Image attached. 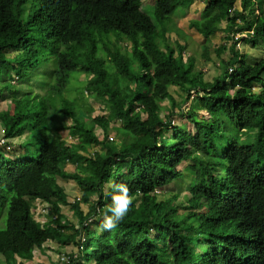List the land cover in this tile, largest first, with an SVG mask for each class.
<instances>
[{"label":"trees","instance_id":"16d2710c","mask_svg":"<svg viewBox=\"0 0 264 264\" xmlns=\"http://www.w3.org/2000/svg\"><path fill=\"white\" fill-rule=\"evenodd\" d=\"M193 1L155 0L150 15L141 0H0V97L15 87L14 76L29 79L55 61L50 98L78 73L108 110L91 117L60 96L52 113L48 96L32 89L0 112L2 262L27 264L51 241L78 247L61 252L59 264H264V57L251 64L237 48L239 41L264 46V0H202L189 26L206 43L218 32L230 43L215 51L203 45L201 58L218 71L210 81L194 70V55L185 58L189 37L174 20ZM195 98L209 119L182 111ZM59 113L68 124L56 123ZM176 116L194 130L173 125ZM225 123L251 145L223 147ZM184 162L192 164L180 169ZM62 180L76 183L79 201L70 203ZM118 183L128 185L133 205L117 228L103 231ZM173 185L178 192H167ZM37 200L51 212L44 223L34 217ZM81 202L91 203L87 213ZM67 205L79 227L65 219Z\"/></svg>","mask_w":264,"mask_h":264},{"label":"rangeland","instance_id":"374dc122","mask_svg":"<svg viewBox=\"0 0 264 264\" xmlns=\"http://www.w3.org/2000/svg\"><path fill=\"white\" fill-rule=\"evenodd\" d=\"M143 9L149 13L150 15L152 14V7L154 6L155 0H141ZM239 3V2H238ZM205 7V3L202 0H195L193 1L192 5L189 7L187 10L180 8L176 10L175 14V23L177 24L178 28L184 32V34L191 38H187L186 41L189 43V48L187 47V51L185 52V58L194 55L195 58V64H194V70H199L204 73V77L207 81H210L213 79L214 76L218 74L217 69L213 66L212 63H207L205 64V60L201 58V54L204 52L202 51L203 45L207 44L210 45L211 50L215 51L218 49V47L221 44H227L230 45V43H227V40L225 39V34L223 32H218L216 33L213 37H211L210 41L206 43L205 38H203L196 30L192 29L189 26V22L191 19H197L200 17L201 12L203 11ZM225 24H223V27ZM177 36L174 35V32H172L171 35V41H174ZM179 41V40H177ZM183 43V41H181ZM176 44V42H175ZM238 48V47H237ZM238 50L241 53H246L249 56L247 57V60L249 63L254 64L256 63L261 57H264V46L262 45H257L254 46L251 43H246L245 41L242 42ZM228 51L225 53L227 55ZM14 53H12L13 55ZM212 57H214V52L211 54ZM53 58V57H51ZM186 60V59H185ZM55 61H51L47 65H44L43 69H38L36 70L32 76L29 77V79H25L22 81H17L16 76H14V80L12 84H14V88L12 90H8L4 92L3 96L0 97V112L7 110L10 106L11 103V97H13L14 94L17 95H22L24 92H28L29 90H35L38 91L41 95L43 96H48V104L45 103V105L49 106L50 103H53L49 109L52 111H56L57 113L59 112V99L60 96H67L70 100H72L80 109L83 114H89L91 117H97V116H107L108 110L105 108V105L101 102L95 101L93 97H91L86 89L87 85V79L85 76H78V73H73L71 80L69 83L63 88L61 91L62 94L60 96H53L52 98L49 97V86L52 84L53 79H54V72H55ZM52 72V75L50 74ZM264 94V91H262ZM172 94L176 97V100L179 101L182 98V95L178 89H172ZM195 96V95H194ZM46 99V101H47ZM163 106L169 107L170 102L165 101L162 103ZM189 108L196 109L197 111V116L201 118L209 119L210 115L204 111V110H199L198 106V101L197 99H190L189 103H185L182 106V111L185 113L188 111ZM48 109V111H49ZM199 110V111H198ZM60 115L57 114V116ZM53 116H55L53 114ZM55 116V118H57ZM62 116V115H61ZM59 117L58 120H56V123L59 125L67 123V118L66 117ZM71 124V121L69 122ZM68 124V123H67ZM181 124H184L186 126V129L188 132H192L194 130L193 126L189 123L186 122V118L182 117H174L173 118V125L175 126H180ZM120 126L119 122H112L110 124V127H118ZM224 130L225 134L223 135V140L221 142L222 146L225 147L227 146L230 142H238L241 145H251V139H249L248 136H244L242 132L237 128V126H231L228 125L227 123L224 124ZM96 132L99 137L102 138L103 132L100 128H96ZM116 132L114 129L110 132V141L114 139L115 143L118 144V138L115 134ZM170 134V133H168ZM2 138H3V131L0 126V143H2ZM65 138L68 143H72L73 139L71 137L67 136V132L65 135L62 137ZM254 142V141H253ZM99 148H93L92 151L98 150ZM188 164H192V162H184L179 168L183 169L185 168ZM76 167L74 165H68L67 170L68 171H75ZM63 186L66 188L68 192V198L70 203L73 202L74 200H80L82 194L79 189V187L74 183L73 181H63L62 180ZM179 190V187L177 185L170 186L166 188L167 192L177 193ZM185 195L186 192H183L178 201L179 202H184L185 201ZM94 200H96V197H94ZM91 203H82L81 202V208L84 211V213H87L89 211ZM35 212H34V217L36 220H38L41 223L46 222V219L50 215V210L49 207L46 203H44L41 200H37L35 202ZM42 210H46L45 212H42ZM63 214L65 216V219L68 222H71L75 224V227H79L78 219L76 215L74 214L73 209L71 206H63L62 207ZM102 218H100L101 220ZM1 226L0 228H3ZM78 247L73 245L72 243H67L64 245H59L55 242H47L45 247L43 248V251L41 250H35L34 251V258L32 261L28 262L27 264H59L58 259H59V254L62 252V254L65 255H71L75 253L77 254ZM4 259V257H0V264H15V260L10 258L9 261L7 262H2L1 259ZM21 261L18 259V262ZM18 264V263H17ZM89 264H95V263H89Z\"/></svg>","mask_w":264,"mask_h":264},{"label":"clouds","instance_id":"9594fccd","mask_svg":"<svg viewBox=\"0 0 264 264\" xmlns=\"http://www.w3.org/2000/svg\"><path fill=\"white\" fill-rule=\"evenodd\" d=\"M194 95L196 93L192 91V98H194ZM1 141L4 143L5 139L2 138ZM109 195L111 197V203L104 209L103 219L100 225L103 231H111L117 228L123 222L133 205V196L130 188L125 183L115 184L113 191Z\"/></svg>","mask_w":264,"mask_h":264},{"label":"built area","instance_id":"2783aa9c","mask_svg":"<svg viewBox=\"0 0 264 264\" xmlns=\"http://www.w3.org/2000/svg\"><path fill=\"white\" fill-rule=\"evenodd\" d=\"M243 36H244V35L241 34V33H240V34H236V35H235V40H239V39L243 38ZM240 44H241V43H240V41H239L238 44H237V46L239 47ZM45 211H46V210H42V212H45ZM60 260H61V262H62V261H66V262H68L65 256H62V257L60 258Z\"/></svg>","mask_w":264,"mask_h":264},{"label":"bare ground","instance_id":"6f19581e","mask_svg":"<svg viewBox=\"0 0 264 264\" xmlns=\"http://www.w3.org/2000/svg\"><path fill=\"white\" fill-rule=\"evenodd\" d=\"M155 243V242H154Z\"/></svg>","mask_w":264,"mask_h":264}]
</instances>
